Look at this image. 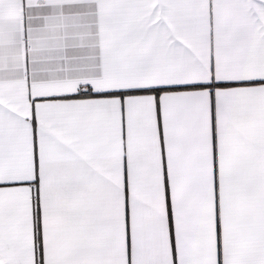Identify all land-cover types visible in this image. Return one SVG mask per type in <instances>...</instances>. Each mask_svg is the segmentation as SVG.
<instances>
[{
  "label": "snow or ice",
  "instance_id": "obj_1",
  "mask_svg": "<svg viewBox=\"0 0 264 264\" xmlns=\"http://www.w3.org/2000/svg\"><path fill=\"white\" fill-rule=\"evenodd\" d=\"M0 264H264V0H0Z\"/></svg>",
  "mask_w": 264,
  "mask_h": 264
}]
</instances>
